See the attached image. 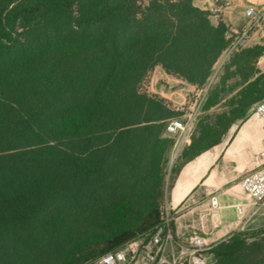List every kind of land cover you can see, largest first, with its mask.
I'll use <instances>...</instances> for the list:
<instances>
[{"label":"trees","instance_id":"16d2710c","mask_svg":"<svg viewBox=\"0 0 264 264\" xmlns=\"http://www.w3.org/2000/svg\"><path fill=\"white\" fill-rule=\"evenodd\" d=\"M229 33L194 0H0V264H82L159 223L155 200L136 206L179 114L142 84L160 66L202 88ZM263 52L230 54L242 99L213 138L193 136L176 172L264 99V73L253 79ZM102 216L119 224L110 235L70 244L57 231ZM250 237L264 241V226L213 246L214 264H243Z\"/></svg>","mask_w":264,"mask_h":264},{"label":"crops","instance_id":"0c3cea01","mask_svg":"<svg viewBox=\"0 0 264 264\" xmlns=\"http://www.w3.org/2000/svg\"><path fill=\"white\" fill-rule=\"evenodd\" d=\"M241 1L223 0L220 20L228 26L234 24L236 19L233 18L240 13ZM204 3L207 5L201 6L194 0L201 9L210 11L217 6L216 0H204ZM155 69L162 70V87L154 75L150 91L175 106L188 101V92L199 90L168 75L160 66ZM263 140L264 121L258 115L248 113L231 125L220 143L181 165L174 174L166 200L177 210L174 234L180 244L191 246L200 238L212 248L237 231L264 226V202L254 208L240 186L242 176L259 166ZM213 197L218 200L217 206H212ZM238 205L244 206L243 219H239Z\"/></svg>","mask_w":264,"mask_h":264},{"label":"rangeland","instance_id":"374dc122","mask_svg":"<svg viewBox=\"0 0 264 264\" xmlns=\"http://www.w3.org/2000/svg\"><path fill=\"white\" fill-rule=\"evenodd\" d=\"M219 1L222 3L221 0ZM196 2L201 6L207 5L204 3V0H196ZM252 3L251 0L241 1V5L238 6L240 13L237 12L233 18V20H236L234 24L229 25L230 30L233 28L241 31L247 28L249 20L245 18L244 12ZM210 20L219 22L220 18H218V20L210 18ZM256 45L264 47V21L256 26L248 36L241 41L238 48H248ZM230 54L228 55L227 52H225L221 56L205 86L198 88L199 90L188 92V101L182 104L183 109L178 110L174 104L169 102L170 107L179 114L177 117L184 116L187 112H190L191 109L189 106L196 103L193 108L195 110V119L183 140L180 136L166 135L174 141V144L167 155L162 156V170L160 173L151 175L146 181V186L140 190L141 196L138 197L139 204L136 206V210L142 209L143 206L151 200H155L158 210L161 205L166 203L169 188L176 169L182 162L183 154L191 144L193 136H200L202 132H205L206 135L200 137V142L213 138L215 136V131L220 128L219 126L223 122L224 117L232 112L233 108L239 105L242 99V93L247 86L246 83L240 85L243 82V77L240 75L239 69L231 66ZM254 67L255 71L258 73H255L253 79L259 77L260 73H264V62H261L258 58L257 61L254 62ZM154 75L156 79L159 80L158 83L160 85L162 84V70L155 69L154 67L144 80L142 89L150 94L157 95L149 89L150 82ZM224 76H227L229 79L222 81ZM215 101H218V104L213 105ZM117 226H119L117 222L106 221L102 216L96 222H85L79 218L70 221L67 220L58 226L57 231L62 234L61 236L63 239L71 244L83 239H94L99 236L103 237L110 235L112 230ZM149 231L150 230L141 231L133 239H141L146 236ZM195 237L194 234L193 239H195ZM248 244L249 249H247V253H250V256L243 264H264V241H262L261 238L250 237L248 239Z\"/></svg>","mask_w":264,"mask_h":264},{"label":"built area","instance_id":"2783aa9c","mask_svg":"<svg viewBox=\"0 0 264 264\" xmlns=\"http://www.w3.org/2000/svg\"><path fill=\"white\" fill-rule=\"evenodd\" d=\"M221 1L220 5L217 4L210 10L211 19L218 20L220 7L224 6L223 0ZM251 1L253 3L244 12L245 18L249 20L247 28L241 31L233 28L230 30L229 36L234 40L226 51L228 55L264 21V0ZM259 59L264 62V52ZM195 105L196 103L190 105L191 111L184 116L174 117L168 121L166 126L168 135L180 136L182 140L185 138L195 119L193 109ZM176 109H183V105L176 106ZM249 113L258 115L264 121V99L255 104ZM240 186L254 208L264 202V140L259 166L242 176ZM211 203L212 206H217L218 200L213 197ZM237 210L239 219H243L244 206L238 205ZM176 213L177 210L164 203L159 208V223L146 236L130 240L119 248L82 264H214V255L209 253L211 248L207 247L202 239H196L191 246H184L176 240L174 234Z\"/></svg>","mask_w":264,"mask_h":264}]
</instances>
